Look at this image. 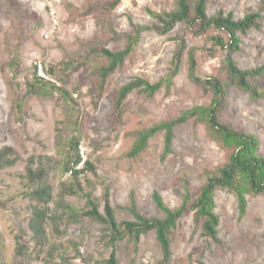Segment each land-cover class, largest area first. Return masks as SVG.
I'll return each mask as SVG.
<instances>
[{
    "label": "rangeland",
    "instance_id": "rangeland-1",
    "mask_svg": "<svg viewBox=\"0 0 264 264\" xmlns=\"http://www.w3.org/2000/svg\"><path fill=\"white\" fill-rule=\"evenodd\" d=\"M112 1L0 0V154L12 162L0 168V264H101L114 248L118 264H264V195H247V212L240 218L235 196L216 191L221 246L205 237L203 222L197 223L188 208L171 233L167 262L155 232L138 242L124 236L112 246L108 226L85 216V194L104 215L108 192L118 224L135 221L133 208L147 219H164L154 193L177 210L183 204L176 193L183 192V180L191 185L194 203L203 171L226 164V151L195 119L174 129L173 154L167 158L163 132L140 157L128 155L139 132L211 105L213 93L189 78L191 50H196L197 75L216 78L225 87L221 122L257 137L258 154L264 157V99L254 100L229 83L227 50L213 41L221 37L228 44L229 38L214 28L203 36L184 24L165 36L144 32L101 92L98 70L105 62L94 51H123L132 24L151 26L156 22L150 12L177 7V0H121L112 9ZM220 12L235 20L260 15L259 29L238 34L240 50L233 59L243 71L264 69V0H209L208 16ZM177 38L185 39L187 51L172 88L152 98L134 91L117 111L123 86L138 78L156 84L168 75ZM36 66L44 83L35 80ZM254 83L264 90V72ZM75 138L83 163L95 168L77 182L83 195L72 194L76 183L67 172Z\"/></svg>",
    "mask_w": 264,
    "mask_h": 264
},
{
    "label": "trees",
    "instance_id": "trees-1",
    "mask_svg": "<svg viewBox=\"0 0 264 264\" xmlns=\"http://www.w3.org/2000/svg\"><path fill=\"white\" fill-rule=\"evenodd\" d=\"M121 0H113L110 7L113 9L119 5ZM209 0H177V7L174 11L157 14L150 12L151 18L156 22L148 27H138L132 24V33L126 37V47L121 52H111L108 49L99 48L94 51L96 55L103 58L105 66L98 70L101 79L100 90L104 91L106 79L117 71L123 64L129 54L133 51L141 35L146 31L155 32L158 35L165 36L173 31L176 25L184 24L188 30L194 32L196 36L205 35L210 29L214 28L224 32L229 43L221 37L213 38L215 45L227 50L225 58V69L228 75L229 83L235 85L241 91L248 93L252 99H264V90H261L255 83L254 79L259 77L264 69L253 71L241 70L233 59V54L240 50V39L238 34H245L252 29H259L260 15L252 14L242 20H235L233 14L225 15L220 12L214 17L207 14ZM177 48L173 56L171 68L168 75L156 84H151L143 79H136L123 86L116 96V110L120 111L126 99L134 91H140L148 97H154L162 88L170 90L173 86L174 79L178 76L183 58L187 51V44L184 38H177ZM189 57V78L198 86L209 90L213 93V101L207 108L196 107L183 113L179 118L169 122L160 123L150 129L143 130L137 134V139L132 150L128 154L131 158H138L144 154L148 148L149 141L158 133H164V154L163 159L173 154L174 129L186 124L188 121L195 119L206 125L209 138L220 148L226 151L227 160L224 166L218 169L204 170L202 173V188L197 200L191 202V185L188 180H183V192H176L183 198L182 206L177 210L167 208L158 193H154L153 199L158 209L165 213L164 219H147L133 208L135 216L134 222H123L118 224L114 211L110 205L109 195L106 192L104 215L99 210V205L87 197L89 209L85 216L94 219L98 223L107 225L112 233V246L115 245L124 236H131L136 242L150 232H155L157 241L161 245L164 261H169L171 257V240L172 231L176 228L177 222L185 215L188 208L195 213V220L203 222L202 229L205 237L209 238L218 246L222 245L219 239L220 219L215 213V193L218 190L228 191L235 196L238 202L240 218L245 217L247 212L246 196L264 195V157L258 154L259 139L253 135L243 133L233 126L221 122L219 114L226 105V91L223 84L216 78L202 79L197 75L196 50L188 51ZM50 75L49 71L46 72ZM35 80L44 83L45 77L39 76L38 67H34ZM38 83V82H37ZM48 85L50 83H47ZM57 89V88H56ZM58 90V89H57ZM62 92V90H60ZM80 140H72V158L70 168L67 172L72 173V182L76 183L71 188L72 194L79 195L84 193L77 182L80 176L85 172H94V164L83 159L79 151ZM82 164V167L79 166ZM12 162L7 154H0V168L11 166ZM52 165L48 170H42V173H49ZM41 173V174H42ZM40 180V178H37ZM39 193V192H38ZM189 206V207H188ZM101 264H118L116 258V249L114 248L109 259Z\"/></svg>",
    "mask_w": 264,
    "mask_h": 264
},
{
    "label": "built area",
    "instance_id": "built-area-1",
    "mask_svg": "<svg viewBox=\"0 0 264 264\" xmlns=\"http://www.w3.org/2000/svg\"><path fill=\"white\" fill-rule=\"evenodd\" d=\"M43 77H45V75H44ZM45 78H46V77H45Z\"/></svg>",
    "mask_w": 264,
    "mask_h": 264
}]
</instances>
